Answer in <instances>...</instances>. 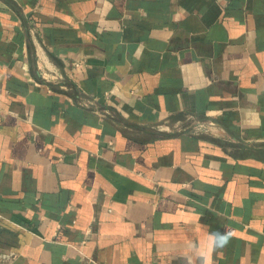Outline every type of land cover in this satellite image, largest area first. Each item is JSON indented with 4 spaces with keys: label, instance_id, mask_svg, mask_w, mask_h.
I'll return each mask as SVG.
<instances>
[{
    "label": "crops",
    "instance_id": "1",
    "mask_svg": "<svg viewBox=\"0 0 264 264\" xmlns=\"http://www.w3.org/2000/svg\"><path fill=\"white\" fill-rule=\"evenodd\" d=\"M0 264H264V0H0Z\"/></svg>",
    "mask_w": 264,
    "mask_h": 264
},
{
    "label": "clouds",
    "instance_id": "2",
    "mask_svg": "<svg viewBox=\"0 0 264 264\" xmlns=\"http://www.w3.org/2000/svg\"><path fill=\"white\" fill-rule=\"evenodd\" d=\"M221 240L223 241V243H227V238L226 237H221Z\"/></svg>",
    "mask_w": 264,
    "mask_h": 264
}]
</instances>
